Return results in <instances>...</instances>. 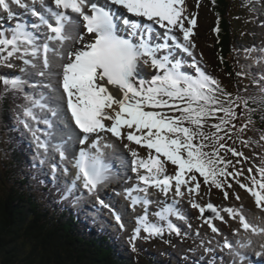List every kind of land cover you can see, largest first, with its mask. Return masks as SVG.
<instances>
[{
	"label": "snow or ice",
	"instance_id": "6c2138e0",
	"mask_svg": "<svg viewBox=\"0 0 264 264\" xmlns=\"http://www.w3.org/2000/svg\"><path fill=\"white\" fill-rule=\"evenodd\" d=\"M37 5L42 11L37 10ZM16 8L36 17L39 24L45 26L47 36L45 42L38 43L35 33L19 23L10 35L0 31V65L12 68L11 61L18 59L25 66L36 68L34 61H39V75L44 76V70L51 67L49 54L59 55L55 45L82 44L81 48L70 49L59 56L62 61L56 74L59 111L50 110L54 116L62 117L78 142L85 145L74 166L76 179L89 193L106 178L103 156L105 150L113 146L111 138L128 141L123 146L132 157L131 171L137 175V184L126 195L131 206L141 205L145 209L144 215L137 217L134 234L130 237L133 249L141 231L147 234L145 239L162 236L164 232L163 227L148 219L150 189L165 197L169 192L174 193L173 198L188 197L191 207L199 210L212 233L220 234L221 230L213 221L226 222L222 215L226 213L229 218L238 220L239 228L233 230L235 235L242 229L253 236H264V227L251 223L244 215L243 206L220 208L212 203L201 205L194 199L200 195L198 177H202V183L209 189L215 187L223 191L225 199H228L226 189L232 188L231 181H234L254 198L256 207L264 211V156L260 165L253 166L255 172L249 167L248 175L244 176L243 169H237L236 165L241 163L239 158H249L227 143L234 135L245 147L253 142L251 138L244 140L237 135L244 132L247 123L239 128L233 123L238 118L237 108L243 105L248 109V99L225 92L217 80L199 68L195 75H188L180 70L179 62L170 60L173 48L191 55L190 46L194 47L190 36L193 34L191 26L196 21L184 15L187 11L184 0H103L102 4L88 0H50V4L45 0H0V13L7 19L19 15ZM186 21L190 26H185ZM121 25L127 37L119 34ZM156 26L163 30L158 34L162 43L152 42ZM83 33L90 36V43L83 44ZM161 52L167 54L159 55ZM140 62L157 70L151 80L140 78L137 72ZM0 81L5 90L17 89L21 84L19 78L0 77ZM262 82L264 74L260 80H254L264 94ZM33 104L42 109L47 106L39 100ZM24 115L36 119L30 108L25 109ZM209 120L216 123L209 124ZM44 123L51 127L49 121ZM248 123H251L250 118ZM206 128L214 131H205ZM33 136L37 146L47 151V143L35 132ZM260 140H264V133ZM131 144L144 148L147 155L142 156ZM57 150L63 158V151L59 147ZM229 154L238 158L235 163L227 158ZM169 164L174 166L171 172ZM241 176L247 183L241 181ZM239 199L237 195L236 200ZM206 211L209 215L204 218ZM156 215L167 221L170 234L180 235V229L168 220L169 215L179 216L173 206H165ZM116 220L120 221L119 215ZM250 243V239L247 243L236 241L240 248ZM223 247L240 255L227 238ZM261 248L264 249V244ZM256 255H264V251Z\"/></svg>",
	"mask_w": 264,
	"mask_h": 264
},
{
	"label": "trees",
	"instance_id": "16d2710c",
	"mask_svg": "<svg viewBox=\"0 0 264 264\" xmlns=\"http://www.w3.org/2000/svg\"><path fill=\"white\" fill-rule=\"evenodd\" d=\"M218 1L219 4L214 7V13L219 18L214 50L218 52L221 73H230L229 80L236 79L233 85L237 87V73L253 77L256 69L251 68L250 60L244 58L242 50H238L239 55H236L239 62L229 61L231 48L234 59V42L239 35L235 29V21L232 20L231 8L234 3H238L235 0ZM237 1L245 3L247 0ZM242 81L239 87L244 98H248L250 83L248 84L245 76ZM21 89H24L23 85L18 88ZM233 93L239 95L236 89ZM1 96L0 115L2 122H8L9 100L2 94ZM252 96L255 104L248 102V109L244 114L246 120L249 121L250 118L256 123L250 137L259 136L264 131V117L261 121V115L264 116V101H260V90H254ZM257 123H260L259 127ZM249 150L248 147L243 152ZM15 152L19 153L18 150ZM26 158L27 152L24 156L21 154V160L26 162ZM22 169L12 157L0 154V264H164L159 256L144 248L138 251L127 250L124 243H121V233L112 236L109 231H101L100 228L84 224L82 227L77 226L64 215L57 213L59 217H55L51 208L39 204L38 198L49 200L54 211H66L68 208L60 202L63 189L57 190V195L51 194L56 190L53 185L47 188L49 194L41 191L39 183L45 184L42 178L36 183L38 175H19L22 174Z\"/></svg>",
	"mask_w": 264,
	"mask_h": 264
},
{
	"label": "rangeland",
	"instance_id": "374dc122",
	"mask_svg": "<svg viewBox=\"0 0 264 264\" xmlns=\"http://www.w3.org/2000/svg\"><path fill=\"white\" fill-rule=\"evenodd\" d=\"M185 5L189 7V10L185 12V15L189 17V19L194 18L196 23L192 28L195 30L194 34V39L196 42V47H198V51L202 52L198 56L192 57L194 60H201L202 62V68L201 71H203L205 74L209 75L210 77L217 80L219 82V85L222 89H224L225 92L227 93H232L229 92V89L227 86H225V83L227 82L229 78V73H226V75L222 74L220 71V68L217 67L218 65V59H217V53L214 50V36L216 34V30L214 29V26L216 25V15L211 13L212 11L207 8L209 6L205 0H184ZM212 5H215L216 3L219 4L218 0H211ZM248 2V1H247ZM263 6L262 10L264 11V0H262ZM250 10H246L245 7L241 8L240 11L237 7L233 6L232 8V20L234 22L235 18L238 19V24L239 27V32L241 36H244L245 38L248 37L249 35L252 37L259 38V40H262V44L264 45V25L263 26H257V24H253L249 16L246 14L248 13L247 11H250L253 17L257 15V12L252 6L249 7ZM203 13V14H202ZM264 20V19H263ZM187 23V21H186ZM253 24V25H252ZM219 29V26L217 27ZM0 31H2V28H0ZM256 31V33L253 35L251 32ZM207 38H210V43L207 42ZM243 40V44L249 43V41L253 40ZM259 43V41H258ZM261 45L260 48L262 50L261 52V57L264 58V46ZM212 48V49H211ZM219 57V56H218ZM11 63L14 64V67L8 68L3 65H0V77H5L8 79L12 78H19L21 81V84H24V91L29 94V99L24 100L17 105L14 106V110L18 111L16 113L20 114V118L25 120V123L28 124V127H21L24 135H25V142H29L30 145L34 146L30 150L31 153L37 156V160H35V165L41 170L42 175L40 177L42 180H45L47 178L48 182H52L56 184L57 186L61 187H67L71 191L69 195L72 196V203L68 200V195L67 196H62L61 197V203L63 205H66L68 208L67 210H73L77 209L78 213L80 212L81 214L85 215L88 219L91 220L98 228L102 229L103 231H109L112 236H116L119 232H123V227L125 222L129 225L132 224L131 221L127 219H123V214H127L125 217H131L132 215V208L130 210H124L122 211L121 205H120V200L119 197L114 196V192L112 191L111 188L104 193V195L99 194L100 201H110L114 204H112V207L114 211L117 209H120L117 213H114L112 215H109L106 213V211H100L95 209V206L97 202H100L99 199H95L92 196V193H89L87 189L83 187H73L70 182L68 181V170L63 167L65 162H63L61 159H57V153L53 151H50L51 149L54 150V147L52 145V142L54 141H47L48 149L45 151L44 149H41L37 146V141L33 136V132L36 133L37 136L40 137V140H46L45 138L49 134L48 130H46L47 134L42 133V131L39 129V126L37 127L36 124H34L35 120L31 119L30 117H26L24 115L25 109L30 108L33 109L34 104V92L37 90L38 96H40V87L39 84L37 83V77L39 76V72L31 67V66H25L21 60L18 59H13ZM256 67L260 71H264V63L258 67ZM21 68H25V71H21ZM190 70L191 72L187 71ZM196 69H193L192 63L190 60L184 65L182 72H185L186 74H190L192 72L195 73ZM33 82V84H32ZM36 83V84H35ZM33 106V107H32ZM21 108H24L22 112H19ZM36 108V107H35ZM36 112H38L36 110ZM237 116L238 118L233 122L237 125V128L243 126L244 124L247 123V128L244 130L243 133H238L242 139L248 140L249 139V134L250 131L251 133L253 130L251 129L252 122L248 123V120H245V115H244V110L240 106L239 108L236 109ZM44 121H39V124ZM209 124L216 123L215 120H209ZM7 127H1V131L4 133L6 132ZM205 131H214V129L206 128ZM51 139L52 137L48 135ZM236 136V135H234ZM231 145L232 147H235L238 151L243 152L247 148L242 145L237 138H232L231 140ZM233 141H236L233 143ZM8 142V138H6L4 135L2 137V143L5 144ZM56 144V142H55ZM250 145V144H249ZM2 147V145H0ZM256 148L260 150V152H257V157L254 156V154H249L251 157H253V161H243L241 160L240 164L236 165L237 169H243L244 176L248 175L247 169L249 167H252L254 165H258L261 162V157H262V151L261 149L264 148V141H259V144L256 143ZM228 159H232L233 162L235 163V158L237 157H232L230 154L227 157ZM238 159V158H237ZM240 159V158H239ZM123 160V159H122ZM43 161V162H42ZM129 166V164L127 165ZM63 167V168H62ZM231 170V169H230ZM70 172V170H69ZM122 172V171H121ZM253 172H255V168L253 169ZM244 176H241L240 179L242 182L247 183V181L244 180ZM124 179H127L126 176L123 175ZM201 180V184L204 186L205 189V194L208 196V200H210L209 203H212L213 205H217L220 208H225L229 206H235L239 208L240 206H244L245 203H252L255 205L254 198L249 195L247 191L244 189L240 188L238 184H236L234 181H231L232 183V188L226 189L228 191V199L224 198L223 191L216 189L215 187H212L211 189L208 188V186L204 185L202 183V177H198ZM114 190V189H113ZM72 193V195H71ZM54 194L57 195V189L54 191ZM239 195L240 199L236 200V196ZM53 195H51L52 197ZM54 197V196H53ZM115 199H117L115 201ZM38 202L40 205H43L40 202H43L44 197L38 198ZM56 200V199H55ZM187 203L189 201L186 200ZM54 204V201L52 202ZM73 205V206H71ZM44 206V205H43ZM249 209L244 211V215L246 218L251 223L256 224L257 219L259 218L258 213L259 210L257 208H252L251 205L249 204ZM79 213V214H80ZM194 216L193 219L189 218L188 213H186L183 218L178 221L179 224L175 225V221L172 222L177 228L180 229V235H176L174 232L173 233H166V235H169L168 239L167 236L165 237L164 240L159 239L158 237H152L149 239H145L144 237L147 235L146 233L143 234L142 236L140 235L139 238H137L134 241L135 249L140 248V247H146L148 249L155 248L158 250V253H162L161 251L163 250H168V251H173L178 253L179 255L183 256H194V255H200L203 258L210 257L211 260H216L214 257L209 256V250L206 251L211 245L216 246L212 243L213 240H215L219 245V250L224 251V249L221 247V242L220 240H217L214 238L215 233H212L211 229L208 227L207 224L204 223V219L201 218V216L194 214L191 212ZM122 214V215H120ZM208 212L206 211L204 214V218H207ZM120 216V221L118 222L116 220V216ZM224 215L225 221L222 222L220 220H214L213 223L217 227H221L222 224H227L231 228V232H234L233 230L238 227V220H234L228 217L226 213H222ZM123 225V227H121ZM229 228V229H230ZM165 231L168 232L167 227L164 229ZM224 232H226V229H224ZM212 233V234H211ZM132 234V231H129V236ZM234 234V233H233ZM235 235V234H234ZM240 235V234H239ZM169 238L172 239V241H169ZM233 244V241L230 242ZM129 246L133 248V243L129 242ZM234 248L236 251L240 249L239 245L233 244ZM252 259H257L256 254L254 253V250L248 245L245 247ZM226 252H231L230 250H227ZM246 255V253L241 252L240 257L235 256L236 259L240 260V263L243 261H247L245 259H241V256ZM199 257V256H198ZM182 264H190L186 259L182 258ZM180 260V261H181ZM257 260H254L253 264H258L256 263ZM261 262V261H260Z\"/></svg>",
	"mask_w": 264,
	"mask_h": 264
},
{
	"label": "bare ground",
	"instance_id": "6f19581e",
	"mask_svg": "<svg viewBox=\"0 0 264 264\" xmlns=\"http://www.w3.org/2000/svg\"><path fill=\"white\" fill-rule=\"evenodd\" d=\"M89 1L90 0H88V2ZM45 3L50 4V0H45ZM184 4H185V2H184ZM185 6H186L187 11H188L189 7L187 5H185ZM37 7L40 8L39 5H37ZM52 7H54V5H52ZM15 11L19 15L16 16L15 18L11 19V20L7 19L5 14L0 13V22L5 21V22L9 23V26H5L3 29V31L5 32L6 35H10L11 31L15 28L16 24L19 23V24L27 26L28 31L35 32V35L37 36L38 40L40 42H42V39L39 36L40 34L38 33V31L40 29L43 32V36H44V40H45V37L47 36V30L43 29V27L40 26L39 20L36 17L32 16L31 13L25 12L23 9L16 8ZM41 11H42V9H41ZM184 15H185V13H184ZM31 22H33V24L36 25V27L38 28L37 30L35 29V27L34 28L28 27V24ZM81 31L83 32V30H81ZM158 34H160V31L155 35V40H157V38L160 37ZM87 37L88 36H84L83 43L86 41ZM160 42L161 41H157L156 43H160ZM191 44L194 45V47L196 48V44H195V41L193 38L191 39ZM79 45H81L80 42H77L75 44L66 43L62 47L58 44L55 45L59 55L53 56V54L50 53L49 54L50 61H51L50 69L44 70L45 71L44 76H38L37 77V82H38V84L41 85V88H42V94L39 96L40 102H41V104H51V107H49V110L50 109H56L59 111V109L57 108V103L60 100V94H59V91L57 90L58 89V77L56 75L59 72L60 65L62 63L59 56L66 54V52L70 49L77 48ZM194 47L190 46V49H189L190 53L194 52ZM197 52L199 54L202 53L200 51H197ZM176 56H177V58L180 57L178 54ZM34 63L37 64L36 70L40 71L41 70L40 62L34 61ZM137 69H138V74H139L140 78H143L146 81L151 80L157 72V70L153 69L150 66V64H144L143 62H140L138 64ZM45 108H43V109L40 108L39 109L40 112L47 113L48 111ZM50 112H51V110H50ZM47 121H49L51 126H52L51 132L59 130L60 129L59 126L62 127V130L60 132H57V135H55V138H58V139H56V140L51 139L47 135L46 140H41V141H44L45 143L49 140L54 141V142H52L54 150L51 149L50 151H53V154H54V152L57 153V159H58V150H57V145L55 144V142L61 143L59 145V147L62 149H64L65 144L67 145L65 147L72 146L73 149L78 146L79 142H76L77 141L76 136L69 130L67 122L62 117L58 116L56 121H54L52 119H48ZM40 125H41V127H44L43 124H40ZM50 136L54 138V135H50ZM111 142H112L113 146L107 148L105 150L104 156H103V160H104L106 169H107V164L110 162L112 163L113 158H114V161L120 167L119 168L115 167L113 172L106 171V178H105L104 182L102 184L98 185V187L95 191L96 194L92 195L90 197H94L95 199H100L98 195L99 194L103 195L102 193L107 191L109 187H112L114 189L119 190V191L115 192V190L112 189V191L115 192L120 197L118 200H120V205L122 206L121 207L122 211H124V210L128 211L131 208L133 210H135L136 219H135L134 224L136 226L137 217L142 215L141 213H143L144 207H142L141 205H136L135 207L131 206V203L127 199V195H126L128 189L133 188L137 184L136 173L131 171V167L126 166L127 165L126 162H128V159L132 158L130 153L128 152V149L123 146L125 143H128V141H126V140L119 141V140H116L115 138H111ZM115 145L117 147V150H116ZM18 146H12L11 148L13 150H17ZM130 146L132 148H135L137 151H139L142 156L147 155V151L144 148H140L139 146H137L135 144H131ZM19 147L21 149L22 148L26 149L28 147H34V146L30 145L29 142H24ZM82 148H85V145L80 144V147L75 149L76 156H78L77 154L80 153ZM64 150L68 151L67 148ZM70 162H72V161H70ZM74 165H75V162H73L71 164V167H73V171H71L70 174L68 175V181L70 182V184L73 187L81 186L82 182L76 179L77 169L75 168ZM173 167L174 166H172L170 164L168 165L169 172H171ZM32 169H33V172L35 173V175H38L35 168H34V164H32ZM123 175L126 176L127 179H124ZM110 181H112L114 183L111 186L108 185L110 183ZM173 197H174L173 192H169L168 196L165 197L163 194L158 193L155 189H152L149 191L148 199L152 200L151 210H150V213L148 214V219L150 222L157 223L159 226L166 228L167 221L160 220L158 218V216L156 215V213L163 211L165 206H173L176 212L184 213V214H186L187 211L191 210V212L200 216L198 209L192 208L190 203L188 204L185 202V200L189 201L188 197H183V198L182 197L173 198ZM194 199L196 200V202L200 203L201 205H206L208 203V196L205 194V189H204V186L202 184H201V188H200V195L194 197ZM116 200L117 199H115V201ZM174 200H175V202H174ZM112 204H114V203H112L110 201H104L103 204H101L100 202H97V204L94 206H95V209L100 210L101 212L106 211V213L109 215L117 213L118 211L120 213V209H117L116 211H114ZM249 204L251 205L252 208H254V207L257 208L256 205H254L252 203H249ZM249 204L245 203L244 208H248ZM258 210H259V213H258L259 218L257 219L256 224L264 227V211H261L260 209H258ZM70 211L69 210L62 211V212L54 211L53 213H54L55 217H59L60 214L66 216V217H69L68 219L70 220V222H72V223H74L80 227H82V224L87 225V226H91L93 224L85 215L81 214L80 212H79L80 213L79 214L77 209H73ZM120 215H122V214H120ZM125 216H127V214L126 215L123 214V219H127V217H125ZM173 216H175V215H169L168 220H170L172 222ZM160 222H164V223L160 224ZM218 228L221 230L220 234H216V235H214L212 233L211 234L214 236L215 239L220 240L221 247L224 249V251H222V250L218 251L216 249H215V251H217L219 253H224L227 250H229V249L223 247L225 238H227L229 242L239 240L242 243H247L248 240L250 239L251 243L249 245L254 250L255 254L257 252L264 251V249L261 248V245L264 244V236H253V235H251V233H244L242 229L240 230V235H234L231 233V228L227 224H222L221 227H218ZM237 228H239V225H238V227H236V229ZM224 229H226V232H228V234L224 233ZM143 234H144V232L141 231L140 235H143ZM225 236H227V237H225ZM212 243L216 246L219 245L215 240H213ZM210 247L216 248L213 245H211ZM256 256L258 259H262L264 261V255H260V256L256 255ZM253 263H254V260L250 261L247 264H253ZM256 263H258V260Z\"/></svg>",
	"mask_w": 264,
	"mask_h": 264
},
{
	"label": "clouds",
	"instance_id": "9594fccd",
	"mask_svg": "<svg viewBox=\"0 0 264 264\" xmlns=\"http://www.w3.org/2000/svg\"><path fill=\"white\" fill-rule=\"evenodd\" d=\"M253 79H255V76H253Z\"/></svg>",
	"mask_w": 264,
	"mask_h": 264
}]
</instances>
